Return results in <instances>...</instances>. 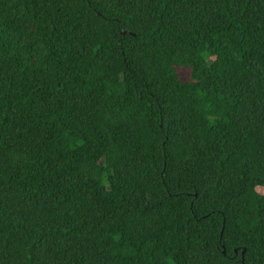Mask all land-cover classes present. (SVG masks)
I'll list each match as a JSON object with an SVG mask.
<instances>
[{
  "label": "trees",
  "instance_id": "trees-1",
  "mask_svg": "<svg viewBox=\"0 0 264 264\" xmlns=\"http://www.w3.org/2000/svg\"><path fill=\"white\" fill-rule=\"evenodd\" d=\"M0 264H264V0H0Z\"/></svg>",
  "mask_w": 264,
  "mask_h": 264
},
{
  "label": "rangeland",
  "instance_id": "rangeland-1",
  "mask_svg": "<svg viewBox=\"0 0 264 264\" xmlns=\"http://www.w3.org/2000/svg\"><path fill=\"white\" fill-rule=\"evenodd\" d=\"M176 71L181 81H188L191 79L190 69L184 66H177Z\"/></svg>",
  "mask_w": 264,
  "mask_h": 264
},
{
  "label": "water",
  "instance_id": "water-1",
  "mask_svg": "<svg viewBox=\"0 0 264 264\" xmlns=\"http://www.w3.org/2000/svg\"><path fill=\"white\" fill-rule=\"evenodd\" d=\"M242 263H243V260H242Z\"/></svg>",
  "mask_w": 264,
  "mask_h": 264
}]
</instances>
